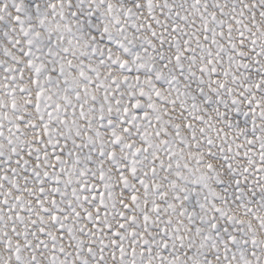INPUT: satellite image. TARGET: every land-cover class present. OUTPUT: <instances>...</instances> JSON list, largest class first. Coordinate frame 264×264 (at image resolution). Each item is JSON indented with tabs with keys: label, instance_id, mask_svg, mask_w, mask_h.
Listing matches in <instances>:
<instances>
[{
	"label": "snow or ice",
	"instance_id": "1",
	"mask_svg": "<svg viewBox=\"0 0 264 264\" xmlns=\"http://www.w3.org/2000/svg\"><path fill=\"white\" fill-rule=\"evenodd\" d=\"M0 264H264V0H0Z\"/></svg>",
	"mask_w": 264,
	"mask_h": 264
}]
</instances>
